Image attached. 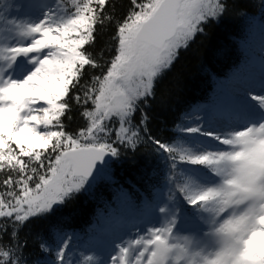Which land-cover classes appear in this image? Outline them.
Wrapping results in <instances>:
<instances>
[{
	"label": "snow or ice",
	"instance_id": "6c2138e0",
	"mask_svg": "<svg viewBox=\"0 0 264 264\" xmlns=\"http://www.w3.org/2000/svg\"><path fill=\"white\" fill-rule=\"evenodd\" d=\"M9 7L0 0V264H29L20 233L111 180V163L141 147L168 161L167 192L154 189L144 205L159 226L113 241L107 260L74 261L71 236L38 233L37 264H264V81L220 130L197 116L166 143L149 128L157 80L224 17L228 0H127L119 15L116 0H40L39 15L25 20ZM109 27L104 59L93 49ZM74 108L84 124L69 131ZM117 199L131 196L121 187Z\"/></svg>",
	"mask_w": 264,
	"mask_h": 264
},
{
	"label": "trees",
	"instance_id": "16d2710c",
	"mask_svg": "<svg viewBox=\"0 0 264 264\" xmlns=\"http://www.w3.org/2000/svg\"><path fill=\"white\" fill-rule=\"evenodd\" d=\"M126 9L127 0H116L117 15ZM263 10L264 0H228V11L224 17L208 24L204 33L189 48L181 50L171 69L157 80L155 98L147 106L152 135L166 143L179 141L182 134L177 126L189 125L188 118L196 110L202 113L207 111L204 105L213 103L218 89L222 86L228 88L241 79L243 73L240 69L252 62L248 48L245 47V19L257 15L263 18ZM111 32L112 28L109 27L98 36L93 49L95 55L103 53L104 59L110 57L108 46ZM72 116L71 121H66L69 131L77 130L84 124L79 109L74 108ZM121 160L124 162L111 163V180L98 181L89 193L79 195L57 208L46 219L37 221L20 233V239L28 241L24 255L29 264H37L42 259L36 246L38 233L51 232L55 235L60 232L71 236L72 241L79 238L88 240L101 214L116 213L124 205L140 213L145 201H152L154 189L164 191L168 161L163 156L154 153L150 147H141L134 154L125 152ZM121 187L129 192L130 201L117 199ZM8 240L6 236L5 243Z\"/></svg>",
	"mask_w": 264,
	"mask_h": 264
},
{
	"label": "rangeland",
	"instance_id": "374dc122",
	"mask_svg": "<svg viewBox=\"0 0 264 264\" xmlns=\"http://www.w3.org/2000/svg\"><path fill=\"white\" fill-rule=\"evenodd\" d=\"M40 0H4L5 5L11 7L6 9V15L11 19L25 20L34 19L39 15L36 5ZM47 5L55 8L57 0H43ZM264 13V10H263ZM264 19V17H263ZM247 16L245 19V30L247 33V46L251 50L250 61L251 64L245 65L244 69H240L243 73L239 81H235L230 87H221L218 89V95L213 101V104H206L204 107L209 109L202 113L196 111V115L188 118L189 125L196 123L197 116L200 117V123L206 128L211 123L217 130L226 126L224 114L231 108L242 96L248 91L261 92V82L264 81V20ZM245 33V34H246ZM240 75V74H239ZM225 88V89H224ZM190 140L193 138H189ZM182 168L190 167L188 165H180ZM161 192H167V186ZM149 203V202H146ZM145 205V204H144ZM185 213H190V208L184 206ZM158 224V214L145 208L140 213H135L128 205H124L121 211L111 214H101L100 221L96 225V229L88 240L76 239L71 241V248L69 250V257L74 261L80 259V254L95 253L101 259L107 260L109 254L113 252L112 243L120 238L128 239L134 236L137 232V226L143 230L147 226ZM190 216L188 221H185L182 216L180 222V235H187L185 230L190 227ZM77 244L76 246H73Z\"/></svg>",
	"mask_w": 264,
	"mask_h": 264
}]
</instances>
